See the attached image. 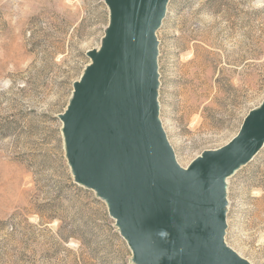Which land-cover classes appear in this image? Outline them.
Wrapping results in <instances>:
<instances>
[{
  "label": "rangeland",
  "instance_id": "obj_1",
  "mask_svg": "<svg viewBox=\"0 0 264 264\" xmlns=\"http://www.w3.org/2000/svg\"><path fill=\"white\" fill-rule=\"evenodd\" d=\"M108 23L104 0H0V264H136L74 181L59 117ZM155 38L158 116L186 167L264 99V0H169ZM225 197V244L264 264V143Z\"/></svg>",
  "mask_w": 264,
  "mask_h": 264
},
{
  "label": "water",
  "instance_id": "obj_2",
  "mask_svg": "<svg viewBox=\"0 0 264 264\" xmlns=\"http://www.w3.org/2000/svg\"><path fill=\"white\" fill-rule=\"evenodd\" d=\"M169 0H104L109 23L59 115L73 179L107 206L136 264H252L224 242L226 178L264 143V99L182 167L158 116L155 32Z\"/></svg>",
  "mask_w": 264,
  "mask_h": 264
}]
</instances>
